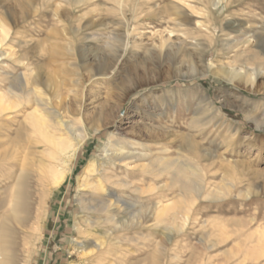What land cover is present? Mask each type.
I'll return each mask as SVG.
<instances>
[{"label":"bare ground","instance_id":"6f19581e","mask_svg":"<svg viewBox=\"0 0 264 264\" xmlns=\"http://www.w3.org/2000/svg\"><path fill=\"white\" fill-rule=\"evenodd\" d=\"M48 1L53 4L50 5L52 6L51 16L57 24L62 26L59 30L52 31V37L47 36L37 41L28 52L24 50L31 43V39L20 33L21 31L13 30L10 23V14L15 11L6 9L2 11L0 17V139L4 141L0 151V174H2L0 179V264H26L35 240L34 234L40 232L39 205L41 204L37 198L38 192L40 190L50 192L51 189L63 184L70 173L72 162L77 158L78 153L82 154V148L87 140L98 134L108 124L98 123L97 120L86 116L85 100L83 101L85 94L83 91L79 93L78 85L70 86L66 91V94H72L74 101L65 100L67 95L63 97L62 87L65 86L67 77L78 74L77 66L69 65L70 70L64 68V61L72 59L76 52L75 41H92L93 31H108L110 27L117 30L116 35L109 33L113 36L110 42L104 43L101 56H95L92 60L96 62V69L86 62L90 49L88 47L77 49L80 51L81 62L84 63L82 69L87 72L88 79L93 84H97V80L100 79L114 78L118 65L128 51L129 14L134 24L133 32H137L140 27L148 24L142 21L148 16V18H155L160 25H164L163 32L166 31L167 35L177 33L183 37L182 42H194V46H190L189 51L182 44L175 48L171 47L170 50L166 48L164 52L165 57L170 55L180 57V66L177 68L179 77L182 79L191 81L205 77V72L199 69L198 62H202L208 50L216 48L218 41L219 54L231 60L227 61L226 66L215 68L216 70L213 71L215 76L235 89L247 84L253 86L255 80L264 76L262 30H246L238 23L237 25L234 23L241 16V14H235V8L242 0H164L171 4L173 15L168 11H161L162 14H158L157 11L155 14L152 10L157 0ZM20 8H22L20 9L22 19H25L28 17L29 4ZM36 8L34 11L38 12ZM184 12L187 17L196 18L192 24L179 19L180 16L186 17ZM91 14L99 18L94 22L85 21ZM104 14L111 15L112 19L104 18ZM233 18L234 20L231 21ZM216 28L219 29L217 36L214 32ZM163 32H156L160 35L158 54L167 43V40L161 37ZM245 43L247 45L244 47ZM50 65H55V69L50 68ZM70 81L75 83L78 80L74 81L71 78ZM139 87L132 84L131 89L135 90ZM218 94L222 98V101L218 102L223 106L240 110L254 123L257 130L264 131V122L256 121L257 117L252 118L257 109L256 104L254 105L250 100H238V98L229 102V95L226 96L224 92ZM219 95L216 96L218 100ZM202 102H205L207 111L211 108L216 117L225 119L220 107L216 106L206 94H203V100L200 103ZM200 114L204 115V111L202 110ZM210 123L206 125L209 126ZM202 126L199 120H194L191 127L200 130ZM12 127H15L14 131ZM225 128L230 140L240 130L230 124ZM124 137H118L110 131L106 145L101 148L103 150L97 154L96 159L90 160L85 168L83 167L84 173L79 185V192L82 194L79 202L83 219L75 224L80 237L74 241L73 251L80 255L85 264L119 263L120 257H117L119 240L113 234L122 226L115 220V213H122L121 210L125 206L129 210L133 209L130 215L128 214L130 227L140 228L150 222L149 227L154 230L160 229L167 236V240L160 239L155 243L156 248L153 247L155 251L148 254L147 264H159L162 252L160 247L166 243L178 244L181 241L185 244V238L190 231L199 233L195 247L203 246L205 249H212L224 243L230 235H235L236 246L255 243L262 244L264 250L263 227L257 224L251 233L250 230L247 231L255 219H250L244 225L234 220L232 222L234 229L224 234L222 232L225 228L224 221L203 218L204 212L210 208L207 203L212 204L225 196L232 195V190L236 186L235 181L241 183L242 178H245L242 177L244 173L240 175L241 177L235 178L234 173L237 168L232 167L230 171L227 170L229 173L227 185L208 190L205 177L207 173H212L209 169L211 164L205 163L202 167L200 160L208 162L213 157L201 149L192 138L181 137V143L174 150L175 156H170L169 152L172 150L169 143H155L157 148L153 151L148 146L133 140L134 137ZM145 176L149 177L151 184L147 188H140L137 184L142 182ZM223 176L227 177L226 171ZM163 178H166V182H162ZM151 186L153 189L148 190ZM172 190L176 192L172 193ZM255 190L248 186L246 191L238 190L233 196H247L250 191L253 194L256 193ZM145 193L153 194L154 202L149 205L144 204L142 197ZM123 195H127L128 200H123ZM121 205H124L123 208ZM139 239L136 242L141 240Z\"/></svg>","mask_w":264,"mask_h":264},{"label":"rangeland","instance_id":"374dc122","mask_svg":"<svg viewBox=\"0 0 264 264\" xmlns=\"http://www.w3.org/2000/svg\"><path fill=\"white\" fill-rule=\"evenodd\" d=\"M12 1L13 0H0V17L2 11L4 12L6 9L9 11L12 9V12L15 11V13L11 12L12 14H10L9 17L13 30L21 31L20 33L24 34L28 39H31V43L24 50L25 52L31 50V47H34L37 41L47 36L52 37V31L61 28L62 25L57 24V21L51 16L52 6L50 5L53 4H51L50 1L14 0V3ZM21 1L22 3H20ZM23 2L29 4V8L27 9L28 17L25 19H22L20 14L22 10L20 6H25ZM155 4L156 6L153 7L152 10L155 14H157V11L158 14H162L161 11L173 12V8L170 6L171 4L167 1L157 0ZM34 7L38 9V12L34 11ZM153 12L152 14H154ZM17 14H19V16ZM235 14H241L238 20L234 22L236 25L238 23L246 30H262L264 35V0H242L236 5ZM171 15H173V13ZM15 16L16 18H14ZM104 16V18L108 20L112 19L111 15L104 14ZM184 16L186 17L182 18L180 16L179 19H183L190 24L196 19L187 17L185 12ZM97 18H99L97 15L91 14L86 17L85 21L90 20L94 22ZM128 18L130 19L128 51L118 65V70L114 76L115 79L104 78L97 80V84H93L92 81L88 79L87 72H84L82 69L84 63L81 62L79 57L80 51H78L82 47H88L90 50L87 53L86 62L89 66L96 69V62L92 60L95 56H101L104 43L110 42L111 37L116 35L117 30L114 27H110L108 31H93L92 41H75L74 46L76 52L74 51L75 54L72 57V59H74L64 61V68L70 70L71 68L69 65H74L75 67L77 66L76 72L78 71L77 75L67 77L66 87H62L63 97L67 95L65 100L69 101V99H72L74 101L72 94H69V96L66 94V91L70 86L73 87L75 84L78 85L79 93L83 91L85 94L86 99L84 98L83 101L85 100L84 113L86 116L89 119L97 120L96 122L98 123L108 124L106 127L102 128L98 134L87 140L82 148V154L79 155L80 153H78L77 158L72 162L70 173L63 184L57 188L51 189L50 192L46 190H40L38 192L37 198L41 204V206L39 205L41 209V233L34 234L35 240L33 241L32 251L26 264H85L84 260L79 257L80 255L78 256V254L73 251L74 241L80 237L75 228V224L81 222V219H83L79 202L82 196L79 192V185L82 182L85 166L90 160L96 159L97 154L103 150L101 148H104L106 145L107 135L110 131L118 137H134L133 140H137L136 142L148 146L153 151L157 148L155 143H169L170 149L172 150L169 152L170 156H175L176 152L174 150L178 147L177 145L181 143V137L192 138L198 143L201 149H204L213 157L208 160V162L200 160L202 167L205 163L211 164L209 169L212 170V173H207L205 177L206 189L215 190L223 185H227L228 171H230L232 167L237 168L235 171L237 175L234 173L235 178L241 177L240 175L243 173L242 177H245L242 178L241 183L235 181L236 186L235 189L232 190V195L225 196L216 202H212V204L207 203L210 208L207 212H204L203 218L209 217L210 219L224 221L225 228L222 231L224 234L234 229L232 224L234 220L240 221L244 225L247 224V221L250 219H255L247 228V231L250 230V233L257 224H260L264 229V131L257 130L254 123L250 119H247L245 114L240 110L223 106L220 103L222 101L221 95L218 94L219 92H224L226 96L229 95V102H233L235 98H238V100H250L254 105L256 104L257 107L252 118L255 119L257 117L255 119L256 121L260 120L259 122H264V76L255 80L253 86L247 84L238 89H235L222 81L221 78L215 76L213 74V71L216 70L215 68L224 67L227 65V61L231 60L219 54L218 41L216 48L208 50L204 54L202 62H198L199 69L205 72V77L191 81L182 79L179 77L177 68L180 66V57L175 55H173L174 57L172 55L165 57L164 52L167 50L166 48L170 50L171 47L175 48V46H181L182 44L186 46L185 48L189 51L191 48L190 46H194V42H182L183 39L181 40V38L183 37L177 33H170L167 35L168 33L166 31V33L163 32L164 25H160L155 18H148V16L142 19V21L148 24L140 27L137 32H133L134 24L131 21L130 14ZM233 20L234 18L231 21ZM160 31L163 32L161 37L167 40V43L161 50V53L158 54L160 35L157 33ZM214 32L217 36L219 29L216 28ZM109 33L113 35H109ZM122 33L126 35L125 32ZM106 37L109 38L107 39ZM167 44L170 46H167ZM246 45L245 43L244 47ZM151 46L154 47L152 48ZM89 52L93 53L90 54ZM43 58L46 59V57ZM49 67L54 68L55 65H50ZM71 78L74 81H78L75 83L71 82ZM132 84L135 86L139 85L140 87L133 90L131 89ZM254 90L255 92H253ZM203 94H206L216 106L220 107L222 113L225 115V119L216 117L214 110L211 108L208 111L206 110L207 107L206 104H204L205 102L200 103L201 100H203ZM217 95L220 97L219 100L216 97ZM200 110L204 111V115L200 114ZM196 115L199 116V118H196ZM193 119L195 121L199 120L203 125L200 130L199 128L191 127L194 122ZM208 122L210 123L209 126L206 125L209 124ZM222 123H224L223 126ZM229 124L240 129L237 135L231 140L225 128V126ZM14 129L15 127H12V131H14ZM177 135L179 137H177ZM3 142V139H0V151L2 150L1 147ZM225 171L227 177L223 176ZM1 175L2 174H0V179ZM161 180L162 182H166V178ZM149 184H151L149 182V177L145 176V179L137 185L140 188H147ZM248 186H251V189H256V193L254 192L253 194L250 191L247 196H233L238 190L243 192L246 191ZM151 187L148 190L153 189V186ZM175 192L176 191L172 190V193ZM126 194L130 193L126 192ZM126 196H122L125 201L128 200ZM151 196H153V194L145 193L142 197V202L144 204L146 203V205L154 202L155 197L153 196L152 198ZM122 206L124 205H121V207ZM125 207H122L123 209L121 208L123 214L121 212L115 213V217L117 218H115V220L119 222L122 227L113 234V236L117 237L119 240L117 257H120L118 258L120 261L119 263L112 262V264H147L148 254H152V252L155 251V249H153L155 243L160 239L167 240V236L162 230L156 229V231L154 228L149 227L151 225L150 222L140 228L130 227L128 222L130 216H128V214L130 215V211L133 209L130 208L129 210L127 206ZM134 209H136V207H134ZM152 229L153 231L151 232ZM147 232L148 234H146ZM138 238L141 240L145 239L143 241L139 239V242H141L139 243L136 242ZM146 238L148 239L146 240ZM198 238L199 233L190 231L185 238V244L183 241H181L183 243L180 242L178 244L166 243V245L160 247L162 252L160 253L161 258L159 264H264V250L262 244L256 245L255 243H246L238 247L234 243L236 236L230 235L224 243H220L212 249H205L203 246H194ZM153 239L155 241H153ZM129 242L132 243L130 244ZM118 248H120V250Z\"/></svg>","mask_w":264,"mask_h":264}]
</instances>
